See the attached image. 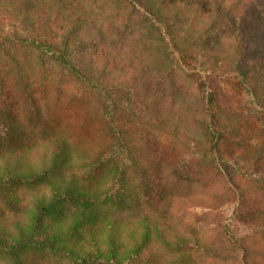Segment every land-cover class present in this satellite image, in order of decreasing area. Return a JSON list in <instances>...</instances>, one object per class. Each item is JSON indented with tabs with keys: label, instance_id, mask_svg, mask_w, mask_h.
Returning <instances> with one entry per match:
<instances>
[{
	"label": "trees",
	"instance_id": "trees-1",
	"mask_svg": "<svg viewBox=\"0 0 264 264\" xmlns=\"http://www.w3.org/2000/svg\"><path fill=\"white\" fill-rule=\"evenodd\" d=\"M21 2L12 25L22 35L15 27L3 34L0 22V202L12 209L20 188L46 183L47 192L33 197L27 223L16 222L13 232L0 226V257L10 264H42L40 255L67 264H157L142 259L148 225L124 250L119 220L104 218L100 243L93 207L136 201L139 192L149 199L158 175H171L204 187L219 180L236 197L217 225L226 252L184 238L177 248L198 252L179 263L260 264L251 257L261 253L264 220L252 222L246 202L251 189L264 195V0ZM104 49L101 67L94 66ZM124 52L125 71L138 73L123 84L110 73ZM63 95L99 124L96 144L48 118L43 102ZM176 102L189 112L182 124L190 122L189 132L170 126L166 113ZM158 131L170 140L162 155L154 148ZM75 160L80 180L66 175ZM106 169V185L94 188ZM70 209L76 212L67 217Z\"/></svg>",
	"mask_w": 264,
	"mask_h": 264
},
{
	"label": "rangeland",
	"instance_id": "rangeland-1",
	"mask_svg": "<svg viewBox=\"0 0 264 264\" xmlns=\"http://www.w3.org/2000/svg\"><path fill=\"white\" fill-rule=\"evenodd\" d=\"M21 3V0H0V22H2L1 20L3 19L5 23L4 30L2 31L3 34L9 35L11 28L15 27L12 24L17 15V5ZM15 24H17L15 28L18 34L22 35V31L19 29V23L15 22ZM9 50L10 52L15 51L19 53L21 49L14 50V48H9ZM98 53V56H94L93 65L101 67L106 57V51L105 49L104 52L99 50ZM0 57H5V53L1 50ZM8 58L10 59L9 56ZM80 60H82L81 57ZM125 60L124 52L119 59L121 62L120 67L117 65V69L112 68V73H110L116 78V81L123 84L129 80L131 81L133 75L135 76L138 73L136 69L133 70L131 67L129 71H125L124 68L127 67H123L126 63ZM107 67L109 68L110 64H108ZM162 72L166 75L165 70H162ZM174 74L179 80L182 79L177 72ZM158 80L166 81L161 84L168 85V79L158 77ZM184 81L187 83L186 80ZM181 85L190 91L191 88L189 84L185 86V84L182 83ZM45 102L47 103L46 115L49 116V119L51 118L56 122H60L66 132L71 133L75 137H82L85 138L86 141L96 144L97 141H95V139H97V133L95 129L98 128L99 124L94 121L92 122L95 124L89 123V118L83 116L84 112L76 105V102H73V100H70L64 95L58 99L50 96L43 104H45ZM166 114L170 118L171 128L177 126L188 132L193 129L190 122L188 126L182 125L183 122H186L189 112L184 109L180 103L176 102L175 110L172 112L167 111ZM153 138H155L153 142L156 143L154 148L158 154L162 155V151L171 150L169 138L160 131L154 132ZM73 165L75 168H73ZM79 165L80 162L76 160L73 161L69 170L66 171L68 178H71L73 175L78 177L79 175V180L81 179V170L79 173L73 174L78 170ZM111 174L112 171H108V169L100 173L97 179L92 181L93 187L101 188L103 185H106ZM158 176L159 180L152 182L154 186L153 190L155 191L151 193L149 199H146L142 193L139 192L136 201L128 199L123 205L115 207L101 204L93 207V210L98 211V214H96V222L93 224L92 230L100 243L103 242L105 236L104 231L99 233V228L102 227L100 223H102L104 218H117L120 222V224H118L120 242L124 250L131 248L134 240L140 238L146 225L151 228V240L147 246L148 248L142 253V259L149 260V262L151 261L157 264H181L178 261L180 258L186 257L187 254L191 257L192 254H194L191 252L197 253L198 251L196 252V250L193 249L182 250L177 248L179 247V240H183L184 238L194 239L198 237L200 241L205 240V244L210 245L211 243L217 247L218 250L222 249L223 252H226L228 244L219 234L217 225L219 219L225 213L226 209L224 208L227 207V203L233 202L236 197L233 194H226L219 180L210 181L209 185L204 187L200 181L189 183L175 180L171 175L165 176L164 178L160 175ZM209 178H211V175L208 176V179ZM208 179L205 177V181ZM46 186L45 183L35 188H20L17 191L16 198L13 202L14 207L12 209L0 202V226L6 228L8 232H13L16 222L24 223L26 219L27 223L33 197L40 192H47V189H45ZM133 191L134 189H132V192ZM251 191L252 192L247 198L246 210L255 211L254 216H251L250 220L253 219L252 222L260 224L263 223L264 220V195L254 189H251ZM204 205H209V208L212 210H207L209 208H202ZM215 206L218 207L215 208ZM72 211L76 212L75 209L66 210V216L69 217ZM154 230H156V232H154ZM89 234L90 232L88 233L87 229L83 230L82 241L86 242V244H88ZM164 235L165 238H163ZM259 240L260 242L256 247L261 253L252 255L251 259L256 258L260 264H264V238ZM42 256L44 255L36 256V261H40L42 264H67L64 260L59 258L47 256L45 258ZM205 256L207 257V255ZM191 259L193 260V258ZM196 259L198 261L205 260L204 258L200 259L198 256H196ZM189 263H192V261ZM194 263L197 262L194 261ZM0 264H10V261L0 257Z\"/></svg>",
	"mask_w": 264,
	"mask_h": 264
}]
</instances>
